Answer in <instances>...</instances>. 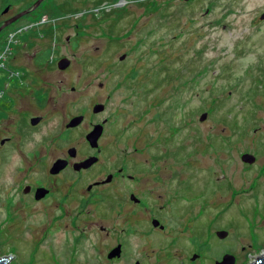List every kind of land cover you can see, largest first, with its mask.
I'll return each instance as SVG.
<instances>
[{
	"label": "flooded vegetation",
	"instance_id": "1",
	"mask_svg": "<svg viewBox=\"0 0 264 264\" xmlns=\"http://www.w3.org/2000/svg\"><path fill=\"white\" fill-rule=\"evenodd\" d=\"M37 1L0 0L1 26L18 15L0 31L1 39L18 31L16 49L0 65V232L20 240L28 234L60 261L74 260L92 245L91 256L106 264H212L214 239L225 242L230 235L220 237L224 229L210 224L202 242L196 221L227 190L212 193L216 165L206 159L219 153L223 160V153L228 163V127L198 104H186L182 114L181 99L173 97L166 107L162 83H173L176 72L160 77L156 68L145 77L138 60L117 65L110 45L117 24L108 28L94 90L73 85L70 102L55 108L56 87L43 76L48 52L31 53L41 43L31 37L55 36L69 20L38 18L46 0ZM248 4L254 30L263 37L264 0H241L244 15ZM241 152L256 157L253 163L242 160V168L259 166L258 175H264V165H256L262 152ZM59 160L62 165H54ZM249 247L263 248L264 242L255 235Z\"/></svg>",
	"mask_w": 264,
	"mask_h": 264
},
{
	"label": "rangeland",
	"instance_id": "2",
	"mask_svg": "<svg viewBox=\"0 0 264 264\" xmlns=\"http://www.w3.org/2000/svg\"><path fill=\"white\" fill-rule=\"evenodd\" d=\"M39 11L40 19L65 16L69 20L64 31H55V36L31 37L34 42L41 39L31 53L36 49L51 51L43 76L56 87L55 108L70 102L73 85L81 92L94 90L99 57L106 55L102 47L109 38L108 28L117 24L110 42L117 65L138 60V71L145 77L156 68L160 77L168 78V72H176L173 83H162L166 84V107L176 97L183 104L182 114L189 107L186 104H198L199 109L210 110L225 123L231 136L228 163L223 153V160L216 153L206 161L211 163L213 159L216 165L212 193L227 190L222 192L223 197L217 193L208 202L210 212L200 213L196 224L202 242L209 239L206 225L229 231V240L214 239L215 247L209 254L212 264L225 252L235 255V264H253L264 254V247H249L255 235L264 242V175H258L259 166L242 168L245 163L241 151L259 150L261 159L256 165H264V131L260 132L264 128V36L254 30L251 5L244 15L241 0H46ZM60 23L57 20V25ZM4 44L5 39L0 37V49ZM122 54H126L125 63L120 60ZM64 56L72 63L69 69L60 70L57 61ZM12 60L13 56L9 64ZM59 84L65 91L61 92ZM220 173L226 178L218 179ZM26 237L20 240L15 234L0 232V256L12 255L11 264H106L91 256L96 253L92 245H86L80 257L60 261L46 246L38 249L28 234Z\"/></svg>",
	"mask_w": 264,
	"mask_h": 264
},
{
	"label": "water",
	"instance_id": "3",
	"mask_svg": "<svg viewBox=\"0 0 264 264\" xmlns=\"http://www.w3.org/2000/svg\"><path fill=\"white\" fill-rule=\"evenodd\" d=\"M43 0H38L36 3V6H38ZM18 17V15L16 17H13L12 19L8 20L5 24H3L0 27V31L5 28L6 26H8L11 22H13L16 18ZM126 58V54H122L120 56V59L123 60ZM71 64V59L68 57H63L59 60L58 62V66L60 69H66L67 67H69ZM73 121V120H72ZM242 160L244 162H248V163H253L256 160L255 155L251 154V153H245L242 156ZM88 161H91V159H89ZM63 160H59L57 161L54 165H62ZM218 235L220 237H226L229 233L228 230H219ZM11 261V256H0V264H10ZM236 262V257L235 255L231 254V253H227L224 255L223 259L221 261H217L216 264H235ZM253 264H264V254L259 256L257 258V260L253 263Z\"/></svg>",
	"mask_w": 264,
	"mask_h": 264
},
{
	"label": "built area",
	"instance_id": "4",
	"mask_svg": "<svg viewBox=\"0 0 264 264\" xmlns=\"http://www.w3.org/2000/svg\"><path fill=\"white\" fill-rule=\"evenodd\" d=\"M17 34H18V31L17 30H12L6 36V38H5V44L1 48V50L3 51V54L0 57V65L3 64V59L14 50V45L16 43Z\"/></svg>",
	"mask_w": 264,
	"mask_h": 264
},
{
	"label": "trees",
	"instance_id": "5",
	"mask_svg": "<svg viewBox=\"0 0 264 264\" xmlns=\"http://www.w3.org/2000/svg\"><path fill=\"white\" fill-rule=\"evenodd\" d=\"M115 1H117V0H115ZM50 55H51V51L49 50L46 56L50 57Z\"/></svg>",
	"mask_w": 264,
	"mask_h": 264
}]
</instances>
